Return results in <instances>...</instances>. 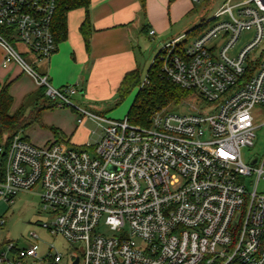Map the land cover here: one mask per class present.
Listing matches in <instances>:
<instances>
[{
    "label": "built area",
    "instance_id": "2783aa9c",
    "mask_svg": "<svg viewBox=\"0 0 264 264\" xmlns=\"http://www.w3.org/2000/svg\"><path fill=\"white\" fill-rule=\"evenodd\" d=\"M55 13L54 0H0L3 65H18L51 103L74 109L78 124L94 120L102 135L80 148L39 146L21 133L0 140V200L37 194L49 217L42 229L79 246L70 264H264V162L256 169L257 158L242 156L256 138L253 111L264 108V0H226L197 35L162 46L154 62L163 76L217 109L156 112L149 126L96 116L75 105L77 86L56 89L38 71L57 50ZM245 32L253 37L237 50ZM149 83L146 74L140 88ZM254 175L250 193L244 181ZM37 258L64 260L54 246L43 258L32 246L0 249V264Z\"/></svg>",
    "mask_w": 264,
    "mask_h": 264
},
{
    "label": "crops",
    "instance_id": "0c3cea01",
    "mask_svg": "<svg viewBox=\"0 0 264 264\" xmlns=\"http://www.w3.org/2000/svg\"><path fill=\"white\" fill-rule=\"evenodd\" d=\"M86 16L84 9L68 14L66 38L58 43L55 53L47 63L38 67V71L47 75L56 89L77 86L78 106L107 118L130 94L122 98L125 77L135 71L141 74L144 37H155V45L160 50L165 43L183 37L181 33L187 26L182 25L191 17V0L172 3L170 0H91L88 45L80 32ZM150 31L155 35L151 36ZM4 57L0 48V89L6 86L13 100L12 107L16 105L10 115L28 102L31 107L47 106L45 99L39 98L42 88L35 80L23 73L18 65L4 67ZM54 109L46 108L41 113V123H33L44 128V138H39L37 143L28 135L23 137L39 146L57 142L75 148L96 144L100 140L102 134L94 141L96 134L88 128V122L95 121L85 118L82 124H78L74 110L67 112L72 117L71 124L44 125L43 113Z\"/></svg>",
    "mask_w": 264,
    "mask_h": 264
},
{
    "label": "rangeland",
    "instance_id": "374dc122",
    "mask_svg": "<svg viewBox=\"0 0 264 264\" xmlns=\"http://www.w3.org/2000/svg\"><path fill=\"white\" fill-rule=\"evenodd\" d=\"M225 1L226 0H200L198 3H193L191 0V17L185 21V25H182L187 26V28L182 31V36H184L186 32L190 30L192 31L204 21L211 20ZM251 37H253L252 32L243 33L236 47L237 50L243 47ZM155 41V37H144V46L142 47L141 54L142 66L140 70V76L142 80L145 79L149 67L152 65L156 55L160 51V49L156 47ZM18 49L20 51L26 50L24 46H20ZM24 57L27 60L28 58L31 60L34 58L32 55H25ZM28 61V63L34 65L32 61ZM137 92L138 88L132 90L130 94L123 100V102H121L109 115H107V118L111 120H123L125 117H127L136 98ZM78 96L79 94L73 98L75 105H78ZM39 105L40 104H38V107ZM31 106V102H28L25 105V123H28V118H32L34 113H36L33 112V110L36 111V105H33V107ZM81 108L83 109V107ZM14 109H16V105L11 107L9 113L11 114L14 112ZM196 109L211 115L216 111L217 106L216 104L205 102L197 95L187 93L178 106L171 105L169 108L165 109V113L184 115L195 113ZM71 110L74 109L56 108L54 110L46 111L43 113L42 117L43 124L47 127H58L59 122H68L71 124L73 122L72 117L67 113ZM253 112L256 117V138L252 147L244 148L242 150V156L246 164H251L253 160L257 158L258 161L254 166L256 169H260L264 162V108L257 106ZM92 114L101 116L95 113ZM45 116L47 117L46 119ZM88 128L91 132L96 134L93 136L94 141L99 135L102 134V127L98 126L92 121L88 122ZM43 129L44 128L40 124H32L25 128L24 133H22V129H20V131L21 136L24 134L28 135L34 142H37L39 138L45 137L46 132H44ZM257 178L258 175H254L252 178L245 179L244 184L248 192L252 193L254 191ZM263 191L264 183L260 182L257 186V192L261 193ZM1 217L6 219V225L0 230V246L5 245L7 242H12L15 246L20 248L32 246L36 249L38 257L40 258H43L47 254L48 249L51 246H54L56 250L59 251L64 257V260L61 264H70V260L72 258L76 259L77 257L81 256L78 245H71L61 238L52 237L42 229V223L48 221L49 217L42 209L40 197L35 193H21L14 198L13 204H8L5 201L0 200V218ZM98 232L106 236L114 235V233H112L105 226H101L98 229ZM32 233H35L38 238L32 239ZM26 264L43 263L39 262L37 258L29 259Z\"/></svg>",
    "mask_w": 264,
    "mask_h": 264
},
{
    "label": "trees",
    "instance_id": "16d2710c",
    "mask_svg": "<svg viewBox=\"0 0 264 264\" xmlns=\"http://www.w3.org/2000/svg\"><path fill=\"white\" fill-rule=\"evenodd\" d=\"M174 1L175 0H170V3ZM54 2L56 4V13L53 22V30L57 43L66 38L68 14L74 10L84 9L87 16L80 27V32L86 45H88L91 35L88 9L91 0H54ZM202 27V24H200L187 35H197ZM147 74L149 75L150 83L143 88H140L143 80L136 71L128 74L123 82L122 98H125L135 88L139 89L127 116L130 122L137 126H149L150 120L156 112L165 113V109L169 108L171 105L178 106L187 93L193 94L191 91L183 90L166 79L156 62L152 63ZM39 98L45 99L48 105H42L37 107L36 111L33 110V112L36 113H34L32 118H28V123H25V105L18 109L15 114L10 115L9 112L13 104L12 97L6 86L0 89V140L5 138L10 140L14 136L20 134V129L23 130L33 123H41V113L46 108H57L55 104L47 99L44 89H41ZM232 264L239 263L234 262Z\"/></svg>",
    "mask_w": 264,
    "mask_h": 264
},
{
    "label": "water",
    "instance_id": "95a60500",
    "mask_svg": "<svg viewBox=\"0 0 264 264\" xmlns=\"http://www.w3.org/2000/svg\"><path fill=\"white\" fill-rule=\"evenodd\" d=\"M256 160H254L252 163L254 164ZM73 264H78V260H75Z\"/></svg>",
    "mask_w": 264,
    "mask_h": 264
}]
</instances>
